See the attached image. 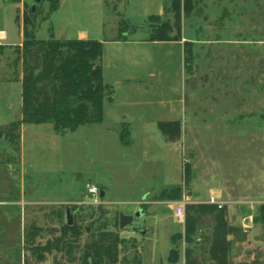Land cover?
Listing matches in <instances>:
<instances>
[{"label": "rangeland", "instance_id": "374dc122", "mask_svg": "<svg viewBox=\"0 0 264 264\" xmlns=\"http://www.w3.org/2000/svg\"><path fill=\"white\" fill-rule=\"evenodd\" d=\"M12 1L23 3L16 9L10 0H0L6 41H20V23L23 32L35 23L37 38H47L44 22L54 0H41L34 16V0ZM100 1L75 0L76 17L65 18L58 36L88 27L108 38L127 29L124 0ZM176 1L165 0L164 14L149 20L154 30L169 25L172 37L192 42L185 118L176 140L164 135L149 147L141 134L132 144L121 140L123 122L134 128L153 109L169 120L171 102L180 93L175 58L164 59L162 49L150 47L137 58L124 52V62L155 72L148 80L158 83L163 106L150 105L153 98L146 93L137 106L135 91L124 88L118 91L119 107L108 109L104 123L64 134L52 124L25 123L22 137L12 143L7 132L22 116V94L20 84L5 80L15 79L21 64H14V46L0 50V264H81L86 245L102 231L124 241L117 264H264V226L257 222L264 206V0H192L190 13L185 0H178L179 8ZM123 98L129 104L121 109ZM90 182L105 191L99 203L86 195ZM184 199L185 221L179 222L174 212ZM208 204L217 211L195 215L193 206ZM139 207L141 219L121 229L120 214ZM68 210L77 238L67 231ZM220 210L238 229L227 236V254L211 249ZM189 215L199 217L192 242L186 240ZM31 228L38 230L33 242L26 236ZM60 238L73 246L71 253L68 247L43 251L41 260L33 252Z\"/></svg>", "mask_w": 264, "mask_h": 264}, {"label": "trees", "instance_id": "16d2710c", "mask_svg": "<svg viewBox=\"0 0 264 264\" xmlns=\"http://www.w3.org/2000/svg\"><path fill=\"white\" fill-rule=\"evenodd\" d=\"M60 1H53L50 12L58 10ZM175 5L179 8L178 0ZM184 6L185 11L190 13L193 9L192 0H185ZM156 17L151 16L149 20ZM31 25L30 30L24 28L23 43L13 47L17 53L14 64L17 67L21 64L22 68V116L8 129L7 135L11 142L17 143L20 140V127L24 123L52 124L59 134L75 131L82 125L103 123L105 101L112 100V87L106 84L103 78V42L96 39H57L54 36L38 39L37 27L35 23ZM126 30H120L119 38L125 37ZM172 31L173 28L169 25L159 30L153 29L150 40L167 41L180 38L172 37L170 35ZM185 46L186 69L189 74L192 71L190 66L193 57L192 42L186 41ZM4 48L0 45V50ZM181 127L179 121L159 124L162 133L172 140L180 137ZM121 140L127 145L130 144V131L126 124L123 125ZM192 208L195 215H201L214 213L218 207L215 204H208ZM217 213L218 225L211 249L213 253L221 250L227 254L230 248L227 236L236 233L238 229L227 224L221 210ZM198 220V216L187 217L186 240L189 242L193 241L192 234L196 230L195 224ZM257 222L264 226V206ZM74 227V224L68 225L67 231L71 230L72 235L77 238L79 231ZM37 231L34 228L29 229L26 233L27 240L33 242ZM123 242L118 234L102 231L96 241L86 245L81 264H117ZM67 247L63 238H60L54 246L45 247L39 250L40 252L33 248V252L43 260L45 258L43 251L67 248L68 253H71L73 246ZM188 253L190 255V252ZM173 254L174 251L171 252L172 256Z\"/></svg>", "mask_w": 264, "mask_h": 264}, {"label": "crops", "instance_id": "0c3cea01", "mask_svg": "<svg viewBox=\"0 0 264 264\" xmlns=\"http://www.w3.org/2000/svg\"><path fill=\"white\" fill-rule=\"evenodd\" d=\"M17 9V6L21 3H15L10 0ZM100 1V0H99ZM102 3V1H100ZM124 17L127 23V30L125 31V37L123 39L119 38L120 29L118 32L108 38L99 36L97 32H93L88 27H78L76 30H66L62 31V35L58 36L57 30L63 29L66 24V19L68 16L72 20L75 19L77 14V6L75 0H61L60 7L58 10L51 12L49 17L45 20V24L49 27V34L47 35L48 39L51 36H54L57 39H96L103 42V78L104 82L112 87V100L105 101L104 105V122H106V114L108 109L113 110L114 106L119 107V98L118 91L125 88V91L131 93L135 91L136 98L134 104L140 106L144 104L142 101L145 93L148 96H152V99H149L148 103L153 106V104L164 105L163 92L159 90L158 83L148 80L149 77L155 78V72H145L137 67H128L124 62L123 57L124 52H129L131 57L138 56L140 50L144 48H160L162 50V55L164 59H170L173 57L177 62V73L180 77V86L179 95L175 98L174 102L171 101L170 112L167 115L170 117L169 120H163V112L153 109L149 112L145 120L139 118L140 125L132 128L129 122H123L122 125L126 124L129 127L130 131V143H134L135 134H141L142 140L144 142L151 143L153 140H162L164 134L159 128L161 122L169 121H179L183 122L185 118V88H186V78H187V69H186V46L185 42L187 41L184 37L174 38L167 41H152L150 40L151 34L153 32V26L151 25L149 18L151 16H161L165 12V0H124ZM58 18V19H57ZM66 18V19H65ZM104 20L99 19V26L104 24ZM100 28V27H99ZM20 41L18 43L6 41L8 36L5 29L0 30V45L4 47H12L16 45H21L24 41V32L23 24L20 23ZM57 29V30H56ZM102 29V27H101ZM100 30V29H99ZM142 30V31H141ZM145 32V33H141ZM39 31H36V37H38ZM171 61V59H170ZM138 62V61H137ZM136 62V64H137ZM154 69V68H153ZM14 78L4 79L10 83L16 81L21 85L22 93V68L21 65L18 69V74L16 80ZM126 92V93H127ZM121 109L123 106L129 104V100L123 98L121 100ZM22 107V102H21ZM25 124V123H24ZM22 124L21 132L24 127ZM123 127V126H121ZM120 127V128H121ZM147 128V129H146ZM150 128V129H148ZM109 129V128H108ZM111 129V128H110ZM22 137V136H21ZM154 137V139H152ZM134 139V140H133ZM133 140V142H132ZM150 145V144H149ZM147 145L146 147H149ZM167 188V187H166ZM164 190V189H163ZM140 208V207H139ZM137 208L135 212L139 209ZM134 212V213H135ZM246 223V221H245Z\"/></svg>", "mask_w": 264, "mask_h": 264}, {"label": "water", "instance_id": "95a60500", "mask_svg": "<svg viewBox=\"0 0 264 264\" xmlns=\"http://www.w3.org/2000/svg\"><path fill=\"white\" fill-rule=\"evenodd\" d=\"M40 1L41 0H34V2L32 3V7H31V12L32 13L36 12L37 4ZM3 137H4V132H3V130H0V139H2ZM104 196H105V191L102 189L101 190V197H104ZM142 216H143V209L142 208H139L133 214L121 213L120 214V228L123 229L126 226L133 224L135 221H139ZM67 218H68V224L72 225L73 224V220H72V217L70 215V210L67 211Z\"/></svg>", "mask_w": 264, "mask_h": 264}, {"label": "built area", "instance_id": "2783aa9c", "mask_svg": "<svg viewBox=\"0 0 264 264\" xmlns=\"http://www.w3.org/2000/svg\"><path fill=\"white\" fill-rule=\"evenodd\" d=\"M86 188H87V193L86 195L88 197H91L92 198V202L94 203H99L100 200H101V190H102V187H98L96 186L95 184L93 183H87L86 185ZM188 201L186 199L180 201L176 208H175V212H174V215L176 217V219L179 221V222H184L185 221V206H186V203ZM212 202L213 203H217L215 201V199H212ZM219 207H222L221 204H219Z\"/></svg>", "mask_w": 264, "mask_h": 264}]
</instances>
